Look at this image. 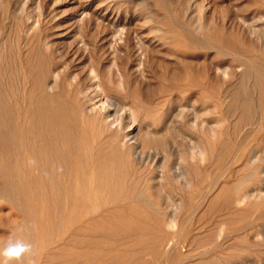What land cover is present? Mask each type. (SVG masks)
<instances>
[{"label": "rangeland", "instance_id": "rangeland-1", "mask_svg": "<svg viewBox=\"0 0 264 264\" xmlns=\"http://www.w3.org/2000/svg\"><path fill=\"white\" fill-rule=\"evenodd\" d=\"M55 62L58 103L73 111L68 91L80 85L84 96L73 95L83 101L95 89L99 97L85 105L94 108L101 129L106 122L108 133H117L119 146H130L135 133L166 127L165 157L152 156L146 169H108L127 185L126 175L159 176L164 193L150 202L184 206L178 214L142 218V264H264V196L263 203L256 198L224 207L264 182V104L253 85L264 75V0H0V85L7 89L4 66L13 67L21 109L40 70L48 78ZM189 137L199 140L200 155L189 150ZM181 156L190 167L182 168V177L181 169H166ZM4 181L0 170V188ZM14 184L16 194L0 192V264H65L67 256L94 249L86 239L98 234L85 233L60 248L58 258H45L37 238L43 216L35 198ZM157 229L167 236L165 248L174 238L168 250L161 247L168 253L158 256L147 245ZM16 246L25 251L8 260L3 253ZM98 248L124 249L111 243ZM87 260L74 264H94Z\"/></svg>", "mask_w": 264, "mask_h": 264}, {"label": "bare ground", "instance_id": "bare-ground-1", "mask_svg": "<svg viewBox=\"0 0 264 264\" xmlns=\"http://www.w3.org/2000/svg\"><path fill=\"white\" fill-rule=\"evenodd\" d=\"M56 64L55 62L48 68L47 71L52 75L48 78L44 75L45 68L40 70L35 86L31 87L28 99L23 96L25 102L22 103V109L14 98L18 94L13 82L14 68L4 66L5 72L3 73L8 77H5L7 89L6 86L0 85V170L5 181L2 183L0 192L6 194L12 191L14 193L13 189L18 190L15 187L18 185L14 184V181H18L22 188L19 191L20 194H29L35 198L37 210L43 216L42 225H40L41 234L37 238H41L45 258H58L60 248H67L69 243H77L82 234L94 233L98 234L96 239L95 237L86 239V244L94 245V249L67 256L65 264H74L76 260L82 258L94 264H142L140 249L146 248L143 245L146 239L142 237L141 232L146 224L142 218L150 212L163 215L168 212L172 215L178 214L182 212L184 206L166 204L155 207L150 202V197L164 193L163 189L156 185V182L160 180L157 178L159 176H155L156 179L151 175L145 178L137 176L136 173L135 176L130 177L125 174L132 183L127 185L119 176L111 174L108 169H110L109 164L113 166V169H135V171L146 169L145 166L152 156L155 158V155L161 154L165 157L166 152L170 151L169 148L167 151L163 138L166 127H161L154 133H143L140 136L135 133L129 137L132 141L130 146H119L115 142L118 137L117 133H108L109 126L105 121L101 129L102 126L92 113L94 108L91 107L89 110L85 105V102H92L94 98L99 97L95 89L93 92L90 91L92 93L89 92L91 95L85 94L86 97H83L82 101L73 95L84 94L81 93V89L77 90L80 85H74L76 90L73 88L74 91H68L76 103L73 111L67 110L58 103L56 95L58 82L56 78H53L54 75L57 78L59 76V72H56L58 65ZM1 75L3 74L0 72V79H2ZM101 81H103L102 78ZM101 81H97L98 86L102 85ZM253 85L260 89L258 104L263 105L264 75L259 74ZM35 92L36 96H33ZM229 96L230 94H226L225 98ZM99 117L100 120H106L104 116ZM187 142L190 143L189 150L192 153L201 154L199 140L189 137ZM170 146L172 148V145ZM192 153L190 158H192ZM179 158L168 167L158 165L161 169L165 167L166 169H181L180 172L176 171L182 177L186 171L182 170L186 168L183 167L185 156ZM185 161H187L186 158ZM192 162V169H198L194 163L196 161ZM187 164L186 162L185 165ZM208 166L211 167V163ZM164 173L161 172L163 176ZM259 174L263 175L264 172ZM141 179L145 180L146 186L151 185V187H141L139 185ZM189 181L190 186L192 184L196 186L198 183L193 180L191 184ZM261 185L263 187H255L244 191L239 196L230 197L224 207L229 208L233 204L240 205L246 200L261 198L264 196L262 195L264 182ZM232 200L235 203L232 202L229 205ZM43 231H46L49 237L45 236ZM166 237L162 229L152 231V237L147 245H150L151 250L157 256L163 251L162 248H165L163 243ZM173 239L170 240L171 243L168 242L169 240L166 242L167 248L165 249L168 250L173 245ZM82 242L84 243L83 238ZM110 243L123 246L124 249L120 252L108 253L98 248Z\"/></svg>", "mask_w": 264, "mask_h": 264}, {"label": "clouds", "instance_id": "clouds-1", "mask_svg": "<svg viewBox=\"0 0 264 264\" xmlns=\"http://www.w3.org/2000/svg\"><path fill=\"white\" fill-rule=\"evenodd\" d=\"M25 251L23 246H16L14 248L8 249L6 252L3 253L8 260L19 258V256ZM3 264H8V261H4Z\"/></svg>", "mask_w": 264, "mask_h": 264}]
</instances>
